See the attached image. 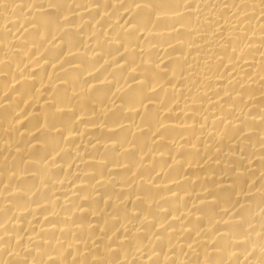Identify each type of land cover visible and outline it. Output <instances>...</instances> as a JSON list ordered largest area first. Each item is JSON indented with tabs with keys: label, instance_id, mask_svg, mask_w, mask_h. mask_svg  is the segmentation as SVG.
I'll return each mask as SVG.
<instances>
[{
	"label": "bare ground",
	"instance_id": "obj_1",
	"mask_svg": "<svg viewBox=\"0 0 264 264\" xmlns=\"http://www.w3.org/2000/svg\"><path fill=\"white\" fill-rule=\"evenodd\" d=\"M0 264H264V0H0Z\"/></svg>",
	"mask_w": 264,
	"mask_h": 264
}]
</instances>
